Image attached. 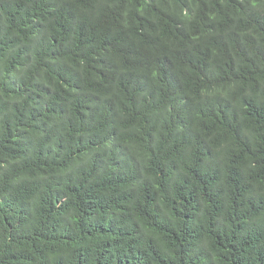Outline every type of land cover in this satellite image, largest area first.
<instances>
[{
	"label": "trees",
	"instance_id": "trees-1",
	"mask_svg": "<svg viewBox=\"0 0 264 264\" xmlns=\"http://www.w3.org/2000/svg\"><path fill=\"white\" fill-rule=\"evenodd\" d=\"M0 264H264V0H0Z\"/></svg>",
	"mask_w": 264,
	"mask_h": 264
}]
</instances>
